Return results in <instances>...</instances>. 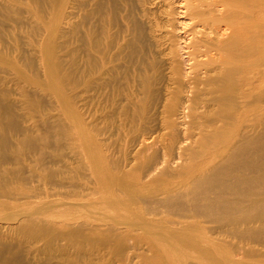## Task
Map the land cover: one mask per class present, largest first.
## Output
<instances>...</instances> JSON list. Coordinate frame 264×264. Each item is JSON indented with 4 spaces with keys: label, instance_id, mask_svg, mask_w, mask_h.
Wrapping results in <instances>:
<instances>
[{
    "label": "rangeland",
    "instance_id": "obj_1",
    "mask_svg": "<svg viewBox=\"0 0 264 264\" xmlns=\"http://www.w3.org/2000/svg\"><path fill=\"white\" fill-rule=\"evenodd\" d=\"M178 1L0 0V264H151L167 243L162 222L141 212L144 198L127 201L117 188L111 208L99 184L175 181L215 119L206 106L182 118L190 64ZM257 15L255 71L264 73ZM131 218L141 220L133 229ZM211 225L203 231L219 239L222 264H264V226L219 234Z\"/></svg>",
    "mask_w": 264,
    "mask_h": 264
},
{
    "label": "bare ground",
    "instance_id": "obj_2",
    "mask_svg": "<svg viewBox=\"0 0 264 264\" xmlns=\"http://www.w3.org/2000/svg\"><path fill=\"white\" fill-rule=\"evenodd\" d=\"M178 2L181 8L179 12L187 21L186 24L182 21L181 28H186L184 33L188 35L185 52L190 64V73L183 75L187 80L183 81L186 95L180 99L183 106L182 118H196L199 108L206 106V111L215 109V119L208 124L204 123L202 128L199 127L201 137L197 148L188 155L184 170L175 181L169 180L148 187L142 184L118 183V180L116 185L106 184L102 179L104 185L99 184V190L101 189V193L103 191V196L111 208L118 205L117 188L127 201L144 198L147 205L141 212L162 222L156 229H161L163 233L159 232L160 230L155 232L170 239L164 240L168 245L158 243L162 249L155 245L157 255L151 264H186L190 262L189 258L194 260L191 261L192 264H222L219 239L206 236L207 233L202 227L204 223L213 224L209 231L211 229L218 233L224 226H228L231 232L249 229L252 232L254 225L264 226V106L255 102V99H258L264 103V97L257 92L259 86L256 85L257 81H264V73L255 71L256 46L259 42L253 31L254 21L259 16L257 14L264 12V0ZM102 3H105V0ZM96 40L91 38L93 49L98 46ZM144 61L141 71H145L147 67V60ZM205 95L209 97L204 98ZM248 120L251 123H246ZM258 126H261L260 134L254 136ZM183 155L185 156V151H182L178 158ZM96 209L93 204L91 210ZM115 216L117 218V215ZM121 217L118 218L121 222L128 221L127 218L123 221L124 217ZM109 218H106V221ZM111 218L109 221L113 222L114 219ZM116 218L115 222L118 221ZM138 221L141 220L135 219L132 224L130 222L129 225H124L133 229V223L135 225ZM115 222L114 225L120 223ZM144 222L139 224L142 227L148 228L149 225L155 228L150 222L148 225ZM164 232L168 236L164 235ZM162 240L160 238V241ZM159 253L165 254L164 257H160Z\"/></svg>",
    "mask_w": 264,
    "mask_h": 264
}]
</instances>
